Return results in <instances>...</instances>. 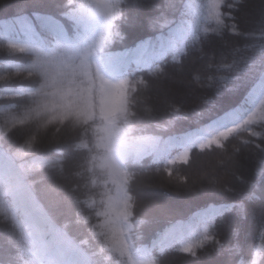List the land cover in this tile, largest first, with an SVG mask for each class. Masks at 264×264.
<instances>
[{"label":"trees","instance_id":"1","mask_svg":"<svg viewBox=\"0 0 264 264\" xmlns=\"http://www.w3.org/2000/svg\"><path fill=\"white\" fill-rule=\"evenodd\" d=\"M207 1L176 0L179 24L206 13ZM62 3L14 0L0 10V77H8L0 79V152L16 172L10 181L15 190L0 198V264H133L131 257L150 264H248L254 251L264 256V112L177 163L165 162L166 153L158 159L128 154L123 167L131 252L111 248L103 222L112 191L105 168L102 175L97 167L101 151L86 131L93 122L44 129L38 121L13 119L30 103L25 90L39 83L14 74L36 50L56 43L47 23L32 14L54 17L69 41L77 38L79 29L62 16ZM128 3L143 19L158 14L153 5L163 7L166 0ZM218 9V29L199 34L175 61L126 70L125 107L117 114L127 108L135 113L133 137L200 138L201 128L232 110L241 118L264 99V0H224ZM122 30L127 39H117L103 56L150 35L142 24ZM110 160L107 153L104 164ZM222 204L235 206L222 218L200 219L205 209ZM40 229L48 233L29 242L27 233ZM188 246L195 255L182 251Z\"/></svg>","mask_w":264,"mask_h":264},{"label":"clouds","instance_id":"2","mask_svg":"<svg viewBox=\"0 0 264 264\" xmlns=\"http://www.w3.org/2000/svg\"><path fill=\"white\" fill-rule=\"evenodd\" d=\"M223 2L219 0L214 6L219 8ZM124 3L125 0H63L62 15L74 22L81 32L75 40L55 43L50 47L45 45L36 50L30 64L16 71V77L38 79L39 83L25 90L30 103L19 116L13 117L15 123L34 120L44 129L50 125L63 126L65 123L82 128L88 123L91 116L85 119L82 114L91 107L92 89L105 87L93 84L90 69L117 39L123 38L117 21L123 17L121 6ZM135 90L133 85L128 93L129 102ZM134 115L127 108L124 113L108 121L98 116L97 121L86 129L101 151L95 159L100 161L97 167L102 175L108 138H111L114 147L130 146L137 139L131 135L134 129L130 121ZM84 146L87 147V144ZM248 264H264V256L254 251Z\"/></svg>","mask_w":264,"mask_h":264},{"label":"rangeland","instance_id":"3","mask_svg":"<svg viewBox=\"0 0 264 264\" xmlns=\"http://www.w3.org/2000/svg\"><path fill=\"white\" fill-rule=\"evenodd\" d=\"M219 0H208L207 1V11L204 16H198L196 21L188 20L184 24H179L180 35L177 40L176 46L169 51L166 57L169 55H173L175 57L176 52H181L182 49L186 47L187 40L198 36L201 32L207 31H216L218 29L219 17L210 15V10ZM219 11V10H218ZM220 21V20H219ZM179 48V50H178ZM176 51L175 53L172 51ZM113 56L112 62L107 60V56L99 57L93 63L90 69V77L93 81V84L105 86L101 89H97L93 87L91 93V107L85 109L83 112V117L87 119L89 116H94L97 121V117L103 118L105 121H108L115 117L118 108L123 110L125 107V101L122 96V88L125 85V79L122 78V70L125 69L126 65H130L134 63L132 58L123 59L119 56H116L115 53H111ZM164 58V57H163ZM156 64V65H155ZM158 63H154L151 66H157ZM111 85H116V87H111ZM264 100H260L257 102L255 107L247 112L242 118L237 119L234 117L235 113L229 112L225 114V120L229 123L223 122L221 119L217 120L214 123H211L208 126L207 137L195 138L190 140V142H182V141H173L168 138L161 137H146L136 139L131 143L130 146L125 147V150L136 151V150H148V154L157 157V153H169L168 162L177 163L182 160H185L190 155L191 149L201 148L202 146L217 144L223 141L224 138L228 137L233 133V131L244 129L247 125L255 122V120L261 118L260 116L264 112ZM102 107V109H101ZM101 109V111H100ZM101 114H100V113ZM96 113V114H95ZM223 115V116H225ZM233 115V116H232ZM222 116V117H223ZM234 119L236 121L230 122ZM225 124V125H224ZM224 125V126H222ZM219 126L222 128L216 129V131H212V133H208L209 130L215 129ZM108 146L107 150L110 151L112 156L111 162L106 165L107 176L109 179V184L112 187L113 194L108 196V211L110 214H114L115 216V226L112 225V219L107 218L104 222V227L106 231L111 234V237L114 239L115 235L118 234L117 238L111 241L112 247L114 249H118L121 246H125V239L123 229L126 224L125 222V200H124V189H123V167L122 161L125 159V155L123 154V148L117 149V147L113 146L111 142V138H108ZM154 151V152H153ZM142 152V151H140ZM143 153V152H142ZM147 155V154H145ZM11 169V161L9 160V156L5 155V153H0V195L6 194L3 190H1L2 185H4L11 181L13 175L10 172ZM2 179V180H1ZM7 192V190H6ZM143 260H140L136 264H143Z\"/></svg>","mask_w":264,"mask_h":264},{"label":"snow or ice","instance_id":"4","mask_svg":"<svg viewBox=\"0 0 264 264\" xmlns=\"http://www.w3.org/2000/svg\"><path fill=\"white\" fill-rule=\"evenodd\" d=\"M133 7H136L134 3L129 4L128 0H125V13L122 20V27L120 28L123 38L119 40V43L123 44L127 39V34L122 30V28L126 26L142 24L149 31L150 35L138 40L131 47L124 46L123 48L119 49L115 55L125 60L132 58V61L137 64L138 68L142 66V68L146 70L151 67L152 64L159 62L161 58L167 56L169 51L176 46L180 35L179 21L177 19L176 11V0H166V3L163 7H160L159 5H153V7L158 10V14L147 16L143 19H141L139 13L134 14L133 12L129 11V9ZM32 15H34L37 19L43 20L47 23L49 31H51L53 34L56 43L69 41V37L63 30V25L54 17L45 16L39 12H35ZM210 15L218 17L220 15L218 8L215 6L212 7L210 10ZM217 22L222 23L219 20ZM28 31L31 32L30 27ZM79 32H81V29H79L78 33ZM31 38L39 39L40 37L38 34H32ZM20 50L23 51V49ZM107 60L112 62L113 56L111 53L107 56ZM234 206V204L211 205L209 209H205L204 212L200 214V219L202 221L206 220L209 215L213 220L222 218L227 215ZM238 231L239 230L237 229V236ZM182 251L195 255L193 246H188L187 248L182 249Z\"/></svg>","mask_w":264,"mask_h":264},{"label":"bare ground","instance_id":"5","mask_svg":"<svg viewBox=\"0 0 264 264\" xmlns=\"http://www.w3.org/2000/svg\"><path fill=\"white\" fill-rule=\"evenodd\" d=\"M13 1L14 0H0V10H3L4 6H6L8 3L13 4Z\"/></svg>","mask_w":264,"mask_h":264}]
</instances>
